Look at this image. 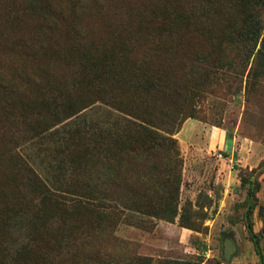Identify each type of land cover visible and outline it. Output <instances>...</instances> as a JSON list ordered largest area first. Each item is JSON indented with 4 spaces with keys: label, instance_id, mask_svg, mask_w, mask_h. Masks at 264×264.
<instances>
[{
    "label": "rangeland",
    "instance_id": "1",
    "mask_svg": "<svg viewBox=\"0 0 264 264\" xmlns=\"http://www.w3.org/2000/svg\"><path fill=\"white\" fill-rule=\"evenodd\" d=\"M244 9L264 21V0H0V260L3 245L18 241L22 250L4 261L259 264L248 220L264 259V77L247 81V69L235 79L242 56L223 44L242 23ZM174 17L182 23L168 36ZM152 36L162 41L160 48L152 47ZM106 57L114 61L111 71L152 70L171 87L162 86L151 102L158 116L179 120L193 113L174 135L182 163L173 222L152 214L167 195L163 167L130 166L126 150L107 163L106 152L94 149L86 136L57 147L39 135L44 125L36 128L43 122L37 110L42 98L48 101L58 90L73 99L93 95L89 79L104 67L89 68L93 59ZM131 91L142 92L136 86ZM136 100L143 112L150 111V97ZM29 168L44 185L58 180L64 190L79 192L84 207L63 211L43 188L25 192ZM127 177L138 188L131 208L122 204L132 197L126 187H111ZM107 190L119 202L99 222ZM26 213L30 223L10 229L18 215L30 218ZM228 243L232 249L225 258Z\"/></svg>",
    "mask_w": 264,
    "mask_h": 264
},
{
    "label": "trees",
    "instance_id": "2",
    "mask_svg": "<svg viewBox=\"0 0 264 264\" xmlns=\"http://www.w3.org/2000/svg\"><path fill=\"white\" fill-rule=\"evenodd\" d=\"M244 14L242 23L234 25L230 34L224 38L223 44H225L224 49L227 51H236L238 55L241 54L242 56L241 64H239L242 69H239L240 73H235L234 78L243 75L242 72H246L248 69L247 81L252 80L255 82L258 78L264 77V21L255 17L246 9H244ZM179 23H182L180 18H172L168 23L165 34L169 36L170 31L167 30ZM193 26L195 28V23H193ZM155 38V36L150 38L152 47L160 48L163 43ZM160 39L162 38L160 37ZM253 55V62L249 67V59ZM113 63L114 61L109 57L103 60L93 59L92 66L88 68L97 71L98 67H104V71H99V74L94 75V77L92 75L89 79L88 86L92 89V96H80L73 99L69 97L71 94H68L67 90H58L57 93L50 95L48 101L45 97L42 98L37 104V110L38 116L43 115V122H40L36 128L44 125L40 129L39 135L41 138L44 137V140H52L57 147L63 145L66 139H71L73 136H86L91 141L94 149L99 148L106 152L105 159L107 163L111 162L114 153L126 150L130 166H134L139 162L153 163L154 166L163 167L165 175L162 177V183L167 195L161 197L159 206L153 208L152 214L159 216L166 222H173L179 213L178 193L181 184L179 169L182 163L178 143L174 135L180 130L186 119L193 118V113L183 115L179 120L158 116L151 102L157 97L162 86H168L163 79L152 70H150V74H146L139 67L136 72L111 71L109 68L113 66ZM44 70L46 74H49L48 69ZM90 72L88 70L87 73ZM140 73H143V75L140 76ZM222 77L220 78L222 79ZM135 86L142 91L141 94L136 95L132 91L129 92ZM168 87L171 89L170 86ZM124 89L129 93H124ZM143 94L150 97V111L148 112H143L137 106L136 99H140ZM173 94H175V91L171 90L167 98L170 99ZM122 95H127L125 100L120 98ZM92 98L96 99L91 100ZM95 102H98V105ZM97 113L100 115V119L102 118L101 120L95 119L98 117ZM95 115L97 116L95 117ZM47 116L50 119H45ZM62 116H64L63 119ZM33 130L38 131L37 129ZM132 132L134 135H132ZM142 150L146 151L145 156L140 155ZM59 167L61 169V166ZM27 171L28 175L22 185L25 192L38 193L43 188L47 200L56 203L63 211L70 207H84L79 192L72 191L70 193L64 190L63 183L58 180L52 181L50 186L44 185L43 180L34 169L29 168ZM151 179L153 177H150V182ZM155 179L159 180L160 177L156 176ZM113 186L117 188L124 186L127 194L132 195L131 198L123 199L122 204H131L130 208L131 206H137L135 196L138 188L131 177L116 180L112 183L111 187ZM164 189L163 191H165ZM110 190L102 193L104 199L108 202H105V209L99 212V222L107 218L108 212L116 210V205L119 202V199L114 196V192H110ZM248 197L249 199L254 197L253 187H250ZM146 210L149 211L150 209ZM5 212H7V209ZM195 213L197 214V212ZM24 215L30 217L27 213ZM4 217L9 219L7 214ZM32 220L35 221L34 217ZM27 221L30 223L31 217L18 215L15 218V224H11L10 229L16 230V232L21 231L24 229L22 224L27 223ZM182 226L187 227L188 225L184 223ZM246 227L249 237L255 245L259 264H264L256 234L253 232L249 220L246 221ZM3 248L4 253L0 264H10L3 259L7 257L9 252L17 254L21 251L22 244L16 241L11 246L3 245Z\"/></svg>",
    "mask_w": 264,
    "mask_h": 264
},
{
    "label": "water",
    "instance_id": "3",
    "mask_svg": "<svg viewBox=\"0 0 264 264\" xmlns=\"http://www.w3.org/2000/svg\"><path fill=\"white\" fill-rule=\"evenodd\" d=\"M231 150V142L229 141L228 143H227V151H230ZM231 245H229V243L228 244H226V246H225V249H224V257L225 258H227L228 256H229V254H230V252H231Z\"/></svg>",
    "mask_w": 264,
    "mask_h": 264
},
{
    "label": "built area",
    "instance_id": "4",
    "mask_svg": "<svg viewBox=\"0 0 264 264\" xmlns=\"http://www.w3.org/2000/svg\"><path fill=\"white\" fill-rule=\"evenodd\" d=\"M220 157H221V155H220Z\"/></svg>",
    "mask_w": 264,
    "mask_h": 264
}]
</instances>
